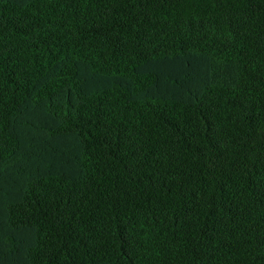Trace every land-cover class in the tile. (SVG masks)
Instances as JSON below:
<instances>
[{
  "label": "trees",
  "instance_id": "trees-1",
  "mask_svg": "<svg viewBox=\"0 0 264 264\" xmlns=\"http://www.w3.org/2000/svg\"><path fill=\"white\" fill-rule=\"evenodd\" d=\"M0 264H264V0H0Z\"/></svg>",
  "mask_w": 264,
  "mask_h": 264
}]
</instances>
